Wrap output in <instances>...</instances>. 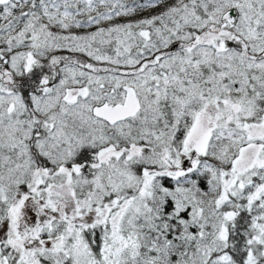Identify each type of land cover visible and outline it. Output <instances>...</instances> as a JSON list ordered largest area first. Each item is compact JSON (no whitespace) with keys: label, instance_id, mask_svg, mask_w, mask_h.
<instances>
[{"label":"snow or ice","instance_id":"obj_1","mask_svg":"<svg viewBox=\"0 0 264 264\" xmlns=\"http://www.w3.org/2000/svg\"><path fill=\"white\" fill-rule=\"evenodd\" d=\"M0 264H264V0H0Z\"/></svg>","mask_w":264,"mask_h":264}]
</instances>
